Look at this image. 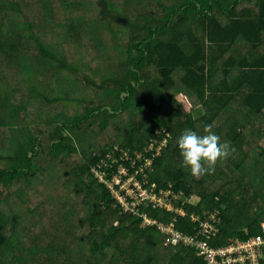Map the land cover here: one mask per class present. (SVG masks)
I'll return each instance as SVG.
<instances>
[{
	"label": "trees",
	"instance_id": "1",
	"mask_svg": "<svg viewBox=\"0 0 264 264\" xmlns=\"http://www.w3.org/2000/svg\"><path fill=\"white\" fill-rule=\"evenodd\" d=\"M78 1L0 0V55L19 63L25 59L22 68H28L33 79L35 76L37 81L49 78L59 85L55 86L59 94L50 95L32 84L31 93L20 108L12 100L14 91L18 89L14 86L17 83L8 89L0 86V112H4L0 113V144L4 142L3 128L12 131V135L5 139L10 143L8 155L0 153V160L7 162L0 165V186L19 196L31 184L29 180L21 181L22 178H35L39 172H58L59 165L53 163V166L45 164L43 167L36 162L44 154L45 131L39 129L40 133H37L28 128L27 107L32 100L50 107L61 100L65 104L76 101L82 106L81 111L70 115L66 109L49 119L50 123H58L50 132L53 138L50 155L55 158L65 153L80 155L85 162L74 167L78 177L90 180L85 187L81 186L82 191L87 192L80 203L83 207L94 203L87 218L89 231L86 234L92 254L82 264H153L154 251L160 244L168 250L166 264H207L191 247L166 246V235L160 224L173 223L183 233L195 236L214 212L221 221L220 232L212 241L216 246L227 245L237 239L247 240L261 233L264 223V147L253 139L245 146L241 140L247 133L264 140V0H183L180 4L161 0V11L150 8L148 0H135L123 9L114 7L116 0H95L96 6L90 2L93 10H99L90 23L91 28L107 22L115 37L121 39L122 33L113 27L116 23L122 30L128 28L130 32L132 28L145 30L147 36L140 41H132L131 38L125 50H120V46L113 47L111 52L114 54L109 53V57H115L124 70L119 77L106 79L101 85L87 75L86 83L94 93L88 99L71 96V92L78 90L76 84L64 93V87L60 86L62 79L76 76L81 69L68 61L54 45L63 35H55L53 25H62L68 30L64 33L73 35L81 28L79 21L85 19L83 11L78 10L81 17L60 24L56 20V4H60L59 8L68 14ZM142 15H146L143 20L140 18ZM126 21L130 22L126 24ZM20 37L25 40L28 54H15L22 45ZM111 38L107 37L108 40ZM101 43L99 40L98 44L103 45ZM243 44L252 50H241L245 47ZM254 50L260 52L255 54ZM13 72L17 71L13 68ZM110 81H115L113 87L108 85ZM180 84L203 106L200 124L196 123L192 112L183 110L177 98ZM123 93L129 95L123 97ZM107 95L112 101L110 105L97 103ZM240 95L243 106L232 107V102ZM121 111H130L132 117L141 113L149 125L148 137L138 144L142 137L136 140L133 118L126 127L120 148L131 149L130 154L138 160V166L144 165L148 158L153 160L146 172L150 182L157 184L159 189L172 187L174 193L190 201L193 196H198V203L192 201L188 205L179 198L174 200L176 207L172 210L145 203L141 210L149 213L157 223L142 227L143 217L124 212L107 185L94 177L92 167L98 166L103 159L109 160L110 152L115 150V157L122 160L123 152L115 149L111 138L104 145L92 138L94 133H99L95 126L106 130L111 125V118ZM225 120L230 121L226 129L224 124H220L216 131L212 130ZM209 126L212 132L221 134L220 142H227L234 151L227 159L218 160L210 174L194 177L182 164L177 139L184 129L204 135L205 128ZM150 137L155 138V148L147 151L144 146L148 145ZM69 140H74L76 145L67 143ZM164 141L167 145L159 153L156 147ZM135 151L142 152L136 155ZM61 161L66 162L65 159ZM122 162L130 168V174L136 175L130 161ZM119 166L120 163L103 164L101 170L107 171V177L112 178L119 173ZM161 170H164L163 175ZM137 175L143 180L141 174ZM17 183L21 187L15 190ZM20 198L24 199L23 196ZM110 211H116L118 223L113 222L101 230L106 225L104 217ZM195 217L199 219L195 220ZM70 224L74 226L71 221ZM17 225L18 217L10 222L0 208V254L1 250H6L4 253L7 255V260H1L2 264H31L26 255L17 254ZM80 225H83L82 221ZM125 234L134 237L133 247L120 241ZM81 240L84 241L82 237ZM138 245H142L140 250ZM111 250L119 254L114 252L111 255ZM35 251L31 250L34 256L37 255Z\"/></svg>",
	"mask_w": 264,
	"mask_h": 264
},
{
	"label": "rangeland",
	"instance_id": "2",
	"mask_svg": "<svg viewBox=\"0 0 264 264\" xmlns=\"http://www.w3.org/2000/svg\"><path fill=\"white\" fill-rule=\"evenodd\" d=\"M56 1L60 3L62 0ZM148 1V6L150 8L161 11V0ZM166 1L170 4H180L183 2V0ZM90 2H93L95 6L97 5L95 0H79L73 5L72 11L68 14L59 8L60 4H56L58 6L57 9L55 8L57 12L56 20L60 24L76 20L77 17L82 16L78 13V10L83 11L85 19L79 21L81 28H79L75 34L68 35L64 33L65 30H68L62 25H53L55 35L65 36H61L59 41L54 43L56 46L55 49L67 57L68 61L81 69V72L77 73L76 76H67L62 79L60 86L64 87L62 89L64 90V93H67V91L71 90L76 84L78 90L71 92L70 94L72 97L81 99H88V96H94L93 90L89 88L86 83L87 75L92 77L98 85H101L106 79H111V77L114 76L119 77L123 72V65L116 61L115 57L111 59L109 57V53L114 54L111 52L114 49L113 47L120 46V50H125L127 45L131 43V38L132 41H136L137 39L140 41L147 36L145 30L140 31L136 28H132V32H130L128 28L122 30V28L117 26L116 23L113 27L122 33L121 39L118 36L115 37V32H112V30L108 28L107 22H101L91 28L90 23L95 20V12L99 13V10H93L90 6ZM132 2H135V0H116L114 7L117 9H123L124 6H127L129 3L132 4ZM145 16L146 15H142L140 17L141 20L145 19ZM128 22L130 21H126V24ZM62 30L64 31L62 32ZM22 32L24 34L27 33V31ZM107 37H112V41L108 40ZM115 38H117L116 41ZM99 40L103 45L98 44ZM21 43L22 45L15 54H28V48L24 45L25 40L20 37V44ZM242 46H245L244 49L240 48L243 51L252 50L247 44H243ZM35 50L38 53V50ZM252 52L258 54L260 51L254 50ZM23 61L26 60L22 59L19 63L5 55H0V86H4L8 89L10 88V85L17 83L14 86L18 89L14 91V98L12 100H15L14 102L17 103L18 108L23 105L22 102H26V98L29 97L32 84L34 83L37 85L36 88L39 91H45L50 95L59 94L55 88L58 84L54 83V80L40 78L37 81L36 76L35 79H33L34 76L30 71H27L28 68L23 70ZM13 68L17 71L16 73L13 72ZM17 73H19V79L17 78ZM114 82L115 81H110L108 85L113 87L115 85ZM179 89L180 91L177 93V98L182 105L183 110L192 112L194 119L197 121L196 123L200 124V118L204 114L203 106L193 94L183 87L182 84L179 85ZM111 102V98L107 95L104 98H101L97 103L110 105ZM242 106V95H240L232 102V107L238 108ZM66 109H68L69 114L72 115L78 110L81 111L82 106L76 101L65 104L63 100H61L54 106L50 107L32 100L31 104L28 105L26 112L28 128L31 127V129L35 130L37 133H40L39 129L45 131L43 132L44 154L36 159L37 164L44 167L45 164L53 166L54 163L55 165H59L58 172L56 174L51 172H39L35 178H22L21 181L27 182V180H29L31 184L27 186V190L21 191L19 196L3 185L0 186L1 210L10 219V222L18 217L16 230L19 234L17 238L19 246L17 248V254L21 256L26 255V259H30L31 264H82V262L91 257L92 254L89 242L86 240V234L89 231V222L87 218L90 215L91 210L94 208V203L92 202L90 206L87 207H83L80 203V200H82V197L87 192V190L82 191L81 186L85 187L86 183H89L90 180L78 177L74 168L77 165H82L84 161L81 160L80 155L71 156L65 153L59 158L50 155V146L53 142V138L50 137V132L58 123H50L49 119ZM133 118L135 122L134 128L136 130V140H138V137H142L138 142V144H142V140L148 137L147 128L149 122H146L148 119L144 118L141 113H135L132 117L130 111H121L117 116L112 117L110 127L104 131L100 130L98 126H95L94 128L97 129L99 133L98 135L94 133L92 137L93 140L95 139L98 143L104 145L107 141L110 142L109 138H111L112 142H114L115 149L120 151V153L123 152L121 155L122 157H126L128 154L130 155L131 149L122 150L120 146L123 143L122 138L124 139L126 127L130 125ZM184 120L185 118H183L182 121ZM220 124H224L223 126L226 129L230 125V121L226 122L225 120L219 122L212 130L216 131V126ZM84 131L86 132L85 129ZM160 132L161 131L157 132V134H160ZM1 134L4 142L0 144V153L3 156H7L10 143L5 139L7 136L12 135V131L8 128H3ZM218 136L220 137L221 134ZM252 139L264 147V140L257 137L253 138L248 133L242 138L241 143H244L246 146ZM154 140L155 138L150 137V142L148 145L144 146V149L147 151L151 150L154 146ZM74 142V140H69L67 143L76 145V142ZM165 145H167V143ZM141 152L142 151H135L134 153L139 155ZM114 153L115 150L114 152H110L108 154L109 160L103 159L99 164L101 165L103 163L108 164L109 166L115 165L118 157H115L116 155H114ZM62 159H65V164L61 161ZM6 163L7 162L0 160V165H5ZM149 165H152V160L149 161ZM160 173L163 175L164 170H161ZM93 175L101 183L95 173H93ZM19 187H21V185L17 183L14 189L16 190ZM207 187L210 189L212 188L210 185ZM21 196H23L24 199H21ZM180 198L183 199L182 197ZM183 200L186 204H190L192 201L198 203L200 198L198 196H193L191 201L188 199ZM32 209L35 210L32 211ZM115 212L116 211H110L108 213L109 215L104 217L106 225L103 226L104 228L101 227V230L107 229L113 222L116 224L118 223V218ZM70 221L74 223V226L70 224ZM80 221H82L83 225H80ZM9 234H11L10 225ZM81 237L84 241L81 240ZM134 240V237L130 234H125L120 239V241L122 243L124 241L128 247L134 246ZM37 248H39L38 252ZM141 248L142 245L137 246V249L140 250ZM32 249H36V256H34V252H31ZM1 252L0 262L7 260V255L4 253L6 250H4V252L1 250ZM114 252L117 251L111 250L110 254L112 255ZM117 253L119 254V252ZM167 253L168 250L160 244V246L154 251L155 258L153 259V264L156 262L157 264H166L165 260L167 258Z\"/></svg>",
	"mask_w": 264,
	"mask_h": 264
},
{
	"label": "built area",
	"instance_id": "3",
	"mask_svg": "<svg viewBox=\"0 0 264 264\" xmlns=\"http://www.w3.org/2000/svg\"><path fill=\"white\" fill-rule=\"evenodd\" d=\"M165 144L166 141L156 147L159 153ZM154 148L155 142L151 150ZM121 158L131 162V168L135 170L136 175L130 174V168L126 167L120 158L116 160L117 163H120L119 173L114 174L112 178L107 177V171L101 170L103 163L98 166L94 165L93 172L119 200L124 212L143 217L142 227L157 223L149 213L141 210L142 206L145 203H151L154 207L162 206L172 210L176 207L174 200H178L181 195L174 193L172 187L159 189L157 184L150 182L146 169L151 168L152 165H149V161L152 159L148 158L144 165L138 166V160L134 159L131 154L126 155V157L121 156ZM137 174H141L144 181ZM181 213L184 212L181 210ZM198 219L199 217H195V220ZM220 223L218 214L214 212L209 215L202 230L195 236L183 233L173 223L169 225L161 223L160 228L166 235V246L184 245L191 247L196 250L198 256L204 258L207 264H262L264 258V223L263 231L247 240L237 239L230 244L216 246L212 241L220 232Z\"/></svg>",
	"mask_w": 264,
	"mask_h": 264
},
{
	"label": "clouds",
	"instance_id": "4",
	"mask_svg": "<svg viewBox=\"0 0 264 264\" xmlns=\"http://www.w3.org/2000/svg\"><path fill=\"white\" fill-rule=\"evenodd\" d=\"M205 132L201 135L192 129H184L177 139L182 164L194 177L210 174L218 160L227 159L234 151L227 142H220V137L210 130V126Z\"/></svg>",
	"mask_w": 264,
	"mask_h": 264
},
{
	"label": "water",
	"instance_id": "5",
	"mask_svg": "<svg viewBox=\"0 0 264 264\" xmlns=\"http://www.w3.org/2000/svg\"><path fill=\"white\" fill-rule=\"evenodd\" d=\"M122 95H123V97H125L126 95H129V94H128V93H123ZM107 108H108L110 111H112V112H113V110L111 109V107H110V106H108ZM31 155H32V153H31Z\"/></svg>",
	"mask_w": 264,
	"mask_h": 264
}]
</instances>
